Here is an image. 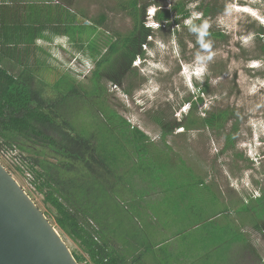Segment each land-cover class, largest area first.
<instances>
[{"label": "trees", "instance_id": "obj_1", "mask_svg": "<svg viewBox=\"0 0 264 264\" xmlns=\"http://www.w3.org/2000/svg\"><path fill=\"white\" fill-rule=\"evenodd\" d=\"M59 1L63 5L50 8L42 24L31 21L32 17L11 23L0 6V146L20 152L21 165L31 174V183L43 195L57 228L79 245L90 264H144L146 260L150 264H231L235 246L246 247L259 257L244 226L232 215L243 216L242 222L264 234V189L258 198L221 205L220 189L209 185L167 144L177 129L204 128L224 133L227 141L221 154L234 149L240 121L230 130L227 125L236 118V111L220 109L198 115L204 103L201 96L209 91L206 80L205 85L196 86L197 100L182 119L173 124L164 113L152 116L161 128L162 148L155 146L145 132L111 106L101 83L109 78L122 86L118 76L132 71L138 58H145L143 47L148 46L153 29L144 20L149 4L141 7L139 0H130L133 31L127 35L116 32L102 42L96 34L105 24V15L81 22L66 7L73 0ZM193 2L176 0L171 10H156L157 23L171 26L188 20ZM124 4L122 8L127 9ZM215 4L198 8L204 17H213L222 11ZM200 22L192 26L197 28ZM48 30L69 38L85 60L96 66L89 90L56 68L48 67L53 83L39 75L42 67L35 58L36 43L49 38ZM207 35L225 38L221 31ZM258 37L262 41L264 29ZM261 49L264 52V46ZM11 60L22 67L17 76L4 66ZM50 86L53 96L46 91ZM125 93L130 95L132 90L125 89ZM85 109L90 121L79 124ZM157 188L162 196L148 200ZM121 196L130 201L126 198L122 203ZM213 205L218 210L208 213ZM162 226L172 231L163 235L159 233ZM73 256L79 264L87 261L85 256Z\"/></svg>", "mask_w": 264, "mask_h": 264}, {"label": "rangeland", "instance_id": "obj_2", "mask_svg": "<svg viewBox=\"0 0 264 264\" xmlns=\"http://www.w3.org/2000/svg\"><path fill=\"white\" fill-rule=\"evenodd\" d=\"M175 1L139 0L141 7L149 4L145 7L144 20L148 26L153 27L152 35L147 39L148 46L143 47L145 59L141 60L139 67L133 65V72L118 76L123 82L122 86L118 87L109 78H104L101 82L106 89L104 96L133 127L145 132L155 146L162 148L161 128L152 121V116L164 113L167 122L173 124L175 120L182 119L197 100L194 94L196 86L205 85L199 82L207 80L209 91L201 96L204 103L198 107V115L202 117L206 111L220 109L235 110L236 118L229 122L227 129L230 130L237 120L240 121L236 147L221 154L227 141L224 133L218 134L204 128L189 132L177 129L167 138V144L196 173L205 177L209 185L214 183L220 189L223 193L221 205L227 206L229 202L242 198H258L264 189V52L261 49L264 38L261 41L258 37L260 29H264L261 26H264V0H195L190 5L192 16L188 20L171 26L157 23L155 10H171ZM216 2L222 11L216 16L204 17L203 11L198 8L200 4L212 3L215 6ZM57 4L63 5V2L0 0V6L5 8L4 12L11 23L26 22L29 17H32L31 21L37 19L39 22L43 21L41 24L45 23L47 12ZM122 4L127 9L122 8ZM32 7L36 9L35 16ZM66 7L81 22L86 18L98 19L100 15H105V24L99 27L96 34L102 42H107L116 32L127 35L135 26L128 9L132 8L130 0H73ZM194 21H201L199 27L192 26ZM209 31H221L225 38L208 36ZM46 36L50 39H40L36 43L35 58L42 67L39 75L53 83L54 78L48 67L56 68L61 73L70 74L77 84L89 90L96 66L86 62L83 52L69 38L56 36L51 30L46 32ZM34 52L32 50V54ZM4 66L16 76L22 69L12 60ZM125 89H131L132 93L126 94ZM46 91L53 96V87H46ZM84 111L86 109L83 113ZM80 118L79 124L90 121L86 114ZM91 129L94 130L93 127ZM18 153L17 158L21 159V154ZM239 153L243 158L237 155ZM259 155L261 158L256 159ZM253 158L256 160L251 161ZM0 161L57 227L53 214L44 203L43 195L35 191L30 178L18 170L17 161L2 156ZM140 188L137 184L136 189ZM161 196V188H157L147 199L154 200ZM126 198L121 196L118 200L124 203L122 200L126 201ZM128 201L130 200L127 198L126 202ZM218 207L213 205L207 212L213 213ZM232 217L244 226L259 257L245 250L246 247L235 246L231 264H264V234L254 230L251 223L242 222L243 216L233 214ZM182 223L181 227H184L185 224L183 221ZM57 229L72 253L85 256L87 261L82 264H90L88 256L79 245ZM171 231L167 226H162L159 233L166 235ZM146 262L144 264H150L148 260Z\"/></svg>", "mask_w": 264, "mask_h": 264}, {"label": "water", "instance_id": "obj_3", "mask_svg": "<svg viewBox=\"0 0 264 264\" xmlns=\"http://www.w3.org/2000/svg\"><path fill=\"white\" fill-rule=\"evenodd\" d=\"M0 264H79L57 227L1 162Z\"/></svg>", "mask_w": 264, "mask_h": 264}, {"label": "built area", "instance_id": "obj_4", "mask_svg": "<svg viewBox=\"0 0 264 264\" xmlns=\"http://www.w3.org/2000/svg\"><path fill=\"white\" fill-rule=\"evenodd\" d=\"M19 153L17 151H11V150H5L3 149L1 146H0V156H2L3 158H7V159H14L17 161L16 163V167H19L20 169H22V172L24 175L26 174L29 178H30V181H32V176L31 174L28 172V170H26L21 164V159H18ZM1 162V161H0Z\"/></svg>", "mask_w": 264, "mask_h": 264}, {"label": "clouds", "instance_id": "obj_5", "mask_svg": "<svg viewBox=\"0 0 264 264\" xmlns=\"http://www.w3.org/2000/svg\"><path fill=\"white\" fill-rule=\"evenodd\" d=\"M155 12H156V10H155ZM144 59H145V58H143L142 56H141L140 58H138V59L134 62V63H135L134 66H135V67H136V66L139 67V66L141 65V60H144ZM80 60H81V62H84L83 59H80ZM86 62L89 63V61H86ZM195 77H196V76H195ZM205 78H207V75L205 76ZM205 78H204V79H205ZM195 81H196V79H195ZM204 82H205V81H204ZM204 82H199V83H204ZM196 90H197V87H196ZM196 90H195V91H196ZM257 158H261V155L257 156L256 159H257ZM256 159L253 158V159H251V161H255Z\"/></svg>", "mask_w": 264, "mask_h": 264}]
</instances>
